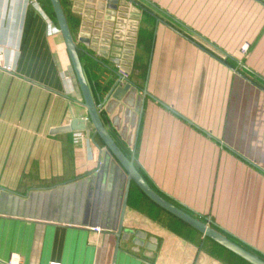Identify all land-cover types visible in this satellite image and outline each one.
Listing matches in <instances>:
<instances>
[{"label": "crops", "instance_id": "crops-1", "mask_svg": "<svg viewBox=\"0 0 264 264\" xmlns=\"http://www.w3.org/2000/svg\"><path fill=\"white\" fill-rule=\"evenodd\" d=\"M130 1L129 80L82 53L105 127L157 191L264 258V0ZM47 18L0 0V264H250L134 183L124 226L157 250L117 247L126 177L95 131L61 130L89 115Z\"/></svg>", "mask_w": 264, "mask_h": 264}, {"label": "water", "instance_id": "water-1", "mask_svg": "<svg viewBox=\"0 0 264 264\" xmlns=\"http://www.w3.org/2000/svg\"><path fill=\"white\" fill-rule=\"evenodd\" d=\"M50 1L83 95L84 106L89 115V121L75 119L70 126L61 130H85L87 134L95 131L119 164V168L124 171L126 177L119 223L115 233L117 247L119 248L121 241H131L137 251L141 248L153 252L157 250L158 241L155 237H149L142 230L124 226L131 187L135 183L152 202L204 236L250 264H264V259L260 255L246 249L213 225H209L159 194L135 165V154L129 158L105 127L100 113V107L103 106V103L98 104L95 100L80 54L85 53L102 64H105V60L116 66L123 64L124 68L130 71V60L133 57L142 11L138 5L130 0H69L73 4L72 12L79 19V27L73 34L63 7V0ZM146 95L147 93H145ZM116 169L117 165L113 164L109 187L112 186Z\"/></svg>", "mask_w": 264, "mask_h": 264}, {"label": "trees", "instance_id": "trees-1", "mask_svg": "<svg viewBox=\"0 0 264 264\" xmlns=\"http://www.w3.org/2000/svg\"><path fill=\"white\" fill-rule=\"evenodd\" d=\"M42 3H43V6L44 8L46 9V11L48 12L49 14V17L51 18L53 24L58 27V24H57V20H56V16H55V13H54V10H53V7H52V4H51V1L50 0H40ZM63 7H64V10H65V13H66V16H67V19H68V22H69V25L71 27V30L73 32V34L76 33L78 27H79V19L78 17L72 12V7L71 5L68 3L67 0H63ZM81 55V60H82V63H83V66H84V69H85V72H86V75L89 79V75H88V66L92 65L93 66V62L89 63V61L86 62V60L82 57V54ZM90 81V79H89ZM135 184V183H134ZM136 185V184H135ZM137 186V185H136ZM152 186V185H151ZM138 187V186H137ZM153 187V186H152ZM154 188V187H153ZM140 189V188H139ZM155 189V188H154ZM156 190V189H155ZM157 191V190H156ZM159 194H161L163 197H165L166 199H168L169 201L175 203L176 205H178L179 207L185 209L184 207H182L181 205H179L178 203H176L175 201H173L172 199H170L169 197H167L166 195L162 194L161 192L157 191ZM186 210V209H185ZM188 211V210H186ZM189 212V211H188ZM191 213V212H190ZM193 214V213H191ZM194 215V214H193ZM196 216V215H195ZM198 218H200L201 220L205 221V219L199 217V216H196ZM206 222V221H205ZM224 233V232H223ZM227 235V234H226ZM229 236V235H228ZM231 239H233L235 242L239 243L240 245H242L240 242H238L236 239L232 238L231 236H229ZM243 247H245L246 249L252 251L250 248L242 245ZM227 252L230 253L229 250L226 249ZM253 252V251H252ZM236 258L240 259L238 256L235 255ZM263 258V257H262ZM264 259V258H263Z\"/></svg>", "mask_w": 264, "mask_h": 264}, {"label": "built area", "instance_id": "built-area-1", "mask_svg": "<svg viewBox=\"0 0 264 264\" xmlns=\"http://www.w3.org/2000/svg\"><path fill=\"white\" fill-rule=\"evenodd\" d=\"M47 22L49 24V26L52 27L53 31H56V32H60L59 28L56 27L51 18H47ZM118 75H119V78H120V81H128L129 80V72L124 68V65L123 64H120L118 66ZM76 136H77V139H80L81 137L83 138V133L82 132H77L76 133ZM50 264H61L59 262H52Z\"/></svg>", "mask_w": 264, "mask_h": 264}]
</instances>
